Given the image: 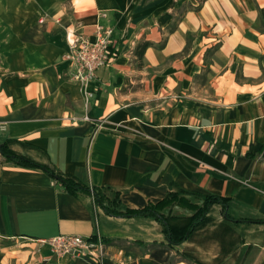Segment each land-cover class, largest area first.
<instances>
[{
  "label": "crops",
  "instance_id": "0c3cea01",
  "mask_svg": "<svg viewBox=\"0 0 264 264\" xmlns=\"http://www.w3.org/2000/svg\"><path fill=\"white\" fill-rule=\"evenodd\" d=\"M98 22L115 45L86 100L63 56ZM2 144L125 208L226 203L172 246L155 219L109 216L0 155V264H264V0H0ZM58 235L102 255L57 258L40 240Z\"/></svg>",
  "mask_w": 264,
  "mask_h": 264
},
{
  "label": "trees",
  "instance_id": "16d2710c",
  "mask_svg": "<svg viewBox=\"0 0 264 264\" xmlns=\"http://www.w3.org/2000/svg\"><path fill=\"white\" fill-rule=\"evenodd\" d=\"M151 44L149 42L139 43L136 54L141 58L144 50ZM0 155L8 162L27 168H39L47 173L64 191L75 194L83 192L93 198L94 205L101 208L107 215L115 217H150L155 219L162 227V232L169 245H179L186 241L192 234L193 230L206 220V215L213 205H221L225 208L226 199L211 195L203 198L201 206L194 205L182 196L176 193H169L165 198L157 203H149L138 209L122 207L117 193H107L106 189L97 188L82 184L75 178L61 175L48 166L39 164L33 160L20 156L9 149L5 144L0 145ZM180 207L193 211L188 218H177L165 216L162 210L171 206ZM227 217V216H226ZM240 222V221H238Z\"/></svg>",
  "mask_w": 264,
  "mask_h": 264
},
{
  "label": "built area",
  "instance_id": "2783aa9c",
  "mask_svg": "<svg viewBox=\"0 0 264 264\" xmlns=\"http://www.w3.org/2000/svg\"><path fill=\"white\" fill-rule=\"evenodd\" d=\"M105 16V13L100 14L101 18ZM113 32V27L99 22L89 32L80 28L69 32L67 51L63 58L69 66L70 80L83 88L86 100L93 98V93L87 91V86L94 80L96 71L111 61V49L115 45ZM82 119L90 120L86 116ZM40 242L47 245L51 254L57 258L78 259L93 256L97 251L98 257L102 254L100 240L96 243L76 235H58Z\"/></svg>",
  "mask_w": 264,
  "mask_h": 264
},
{
  "label": "rangeland",
  "instance_id": "374dc122",
  "mask_svg": "<svg viewBox=\"0 0 264 264\" xmlns=\"http://www.w3.org/2000/svg\"><path fill=\"white\" fill-rule=\"evenodd\" d=\"M102 255V254H101ZM97 264H101V257L99 258V261H98V263Z\"/></svg>",
  "mask_w": 264,
  "mask_h": 264
}]
</instances>
